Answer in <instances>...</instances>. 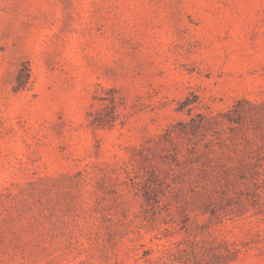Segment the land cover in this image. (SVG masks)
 Returning a JSON list of instances; mask_svg holds the SVG:
<instances>
[{"label":"rangeland","instance_id":"rangeland-1","mask_svg":"<svg viewBox=\"0 0 264 264\" xmlns=\"http://www.w3.org/2000/svg\"><path fill=\"white\" fill-rule=\"evenodd\" d=\"M0 264H264V0H0Z\"/></svg>","mask_w":264,"mask_h":264}]
</instances>
